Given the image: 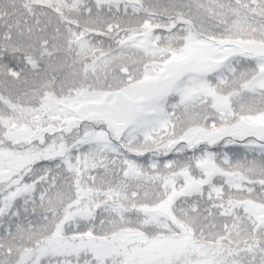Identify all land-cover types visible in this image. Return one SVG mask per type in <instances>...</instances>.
Here are the masks:
<instances>
[{
  "label": "snow or ice",
  "instance_id": "1",
  "mask_svg": "<svg viewBox=\"0 0 264 264\" xmlns=\"http://www.w3.org/2000/svg\"><path fill=\"white\" fill-rule=\"evenodd\" d=\"M0 264H264V0H0Z\"/></svg>",
  "mask_w": 264,
  "mask_h": 264
}]
</instances>
